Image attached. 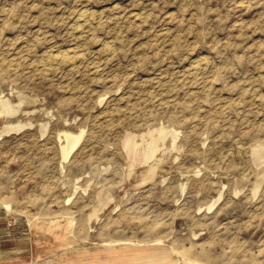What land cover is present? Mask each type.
Here are the masks:
<instances>
[{"label": "rangeland", "instance_id": "1", "mask_svg": "<svg viewBox=\"0 0 264 264\" xmlns=\"http://www.w3.org/2000/svg\"><path fill=\"white\" fill-rule=\"evenodd\" d=\"M0 132V264H264V0H0Z\"/></svg>", "mask_w": 264, "mask_h": 264}, {"label": "bare ground", "instance_id": "2", "mask_svg": "<svg viewBox=\"0 0 264 264\" xmlns=\"http://www.w3.org/2000/svg\"><path fill=\"white\" fill-rule=\"evenodd\" d=\"M63 53V52H62ZM66 53V52H65ZM76 53V52H75ZM59 55V54H58ZM65 55V54H64ZM63 55V56H64ZM69 57V56H68ZM71 58V57H70ZM73 58V57H72ZM64 59V58H63ZM61 61V60H60ZM61 136V135H60ZM64 136L66 138V144H62V154L63 157L66 159L70 156V154L73 152V150L77 147L79 144L82 134L79 135H73L71 133L65 132ZM2 138V133L0 132V139ZM58 225V224H57Z\"/></svg>", "mask_w": 264, "mask_h": 264}]
</instances>
